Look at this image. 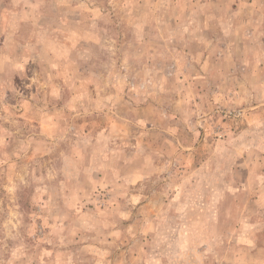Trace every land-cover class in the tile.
<instances>
[{
	"label": "rangeland",
	"instance_id": "obj_1",
	"mask_svg": "<svg viewBox=\"0 0 264 264\" xmlns=\"http://www.w3.org/2000/svg\"><path fill=\"white\" fill-rule=\"evenodd\" d=\"M0 264H264V0H0Z\"/></svg>",
	"mask_w": 264,
	"mask_h": 264
}]
</instances>
